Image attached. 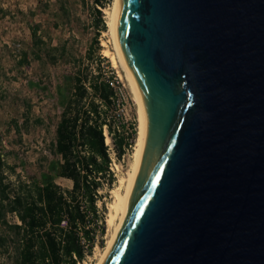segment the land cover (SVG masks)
Here are the masks:
<instances>
[{"label": "water", "instance_id": "1", "mask_svg": "<svg viewBox=\"0 0 264 264\" xmlns=\"http://www.w3.org/2000/svg\"><path fill=\"white\" fill-rule=\"evenodd\" d=\"M145 115L102 264H264V0H119Z\"/></svg>", "mask_w": 264, "mask_h": 264}, {"label": "rangeland", "instance_id": "2", "mask_svg": "<svg viewBox=\"0 0 264 264\" xmlns=\"http://www.w3.org/2000/svg\"><path fill=\"white\" fill-rule=\"evenodd\" d=\"M112 3L113 0H0V151L23 179L38 178L46 171L47 160L57 159L47 149L62 111L66 78L78 71L95 73L98 59L100 67L120 83L118 106L109 113L113 131L124 138L132 127L137 131L136 104L106 27L105 13ZM94 9L102 14L104 31L97 29ZM31 30L36 31L35 39ZM105 144L111 145L110 141ZM133 148L117 160L111 146L115 181L99 190L97 204L104 232L96 233L91 254L81 264H96L106 247L112 192L121 188L119 181L129 168ZM55 183L63 189L71 188L66 179L57 178ZM7 219L15 222L13 217ZM0 264H4L1 255Z\"/></svg>", "mask_w": 264, "mask_h": 264}, {"label": "trees", "instance_id": "3", "mask_svg": "<svg viewBox=\"0 0 264 264\" xmlns=\"http://www.w3.org/2000/svg\"><path fill=\"white\" fill-rule=\"evenodd\" d=\"M94 11L97 29L104 31L102 14ZM31 37L36 38L35 30ZM100 65L98 59L95 73L78 71L66 78L62 111L47 149L57 159L47 160L46 171L38 178L23 179L0 151L4 264H81L91 254L96 233L104 232L97 204L99 190L115 181L110 149L117 160L122 158L134 146L136 130L132 127L127 138L113 131L109 113L118 106L120 83ZM106 137L110 146L105 144ZM57 178L69 180L71 188L58 186ZM9 216L15 222L8 221Z\"/></svg>", "mask_w": 264, "mask_h": 264}, {"label": "bare ground", "instance_id": "4", "mask_svg": "<svg viewBox=\"0 0 264 264\" xmlns=\"http://www.w3.org/2000/svg\"><path fill=\"white\" fill-rule=\"evenodd\" d=\"M118 2L119 0H113L110 10L107 11L106 13L104 12L107 16L106 27L113 42L117 63L119 64L122 72L124 73V77L128 83L130 92L133 96V101L136 104L137 131H136V139H135V144H134L129 168L126 171L125 176L121 178L120 181L118 180L121 188H118L117 190L112 192L113 200L108 207V215L106 219V224L109 230L108 233L109 237L107 236L108 239L106 242V247L104 248L103 252L100 254V258L96 264H102L124 219L127 210V203H128L130 191L132 189V186L134 184V181L136 179V176L140 168L144 135H145V115L140 98V93L136 82L134 81L123 59L120 56L116 43ZM105 142L108 143L109 139L106 138Z\"/></svg>", "mask_w": 264, "mask_h": 264}]
</instances>
